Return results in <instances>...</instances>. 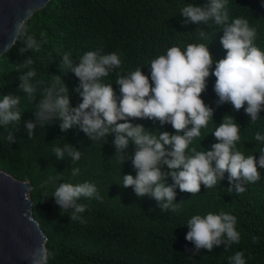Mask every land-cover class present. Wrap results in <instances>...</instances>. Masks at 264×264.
Returning a JSON list of instances; mask_svg holds the SVG:
<instances>
[{
  "label": "trees",
  "instance_id": "trees-1",
  "mask_svg": "<svg viewBox=\"0 0 264 264\" xmlns=\"http://www.w3.org/2000/svg\"><path fill=\"white\" fill-rule=\"evenodd\" d=\"M207 0H50L45 7L32 13L27 21L28 33L41 43L40 50L22 52L23 38L16 40L9 52L0 56V98L12 94L20 97L18 105L22 120L19 125L0 126V169L20 181L31 184L29 197L32 213L42 233L45 247L55 253L48 264H229L235 252L244 253L246 264H264V169L256 183L244 184L239 195L228 191L227 173L214 188L201 185L200 192L191 195L177 187L175 201L177 212L159 208L154 198L137 197L132 187H122V176L136 172L131 161L120 163L111 144L113 135L103 141L92 142L78 128L61 132L55 122L45 128L37 127L31 138L23 128V121L34 119L39 92L52 84V75L61 76L69 90L71 106L81 98L73 91L78 79L62 63L64 53H69L74 64L88 51L102 48L103 54L115 52L122 60L121 68L113 70L102 83L112 84L117 96L118 75H127L141 68L150 78L149 63L168 48L177 46L182 51L190 43L208 45L214 61L225 57L220 44L223 26L183 24L180 11L188 3L203 5ZM227 10L231 19L243 17L257 31L256 46L264 51V0H228ZM211 23V22H210ZM200 29L206 32L199 36ZM41 33H46L42 38ZM31 59L27 68H20L23 61ZM215 64H213V69ZM35 70L32 83L37 86L36 100L31 101L19 86V76ZM151 82V81H150ZM215 77L210 75L201 95L204 103L214 109L213 120L201 129V136L189 146L197 151L210 150L216 143L212 135L222 120L234 119L240 127L237 150L246 157L259 151L264 142L254 139L257 132L264 135V111L252 123L243 108L236 111L230 103L216 105ZM158 135V131L174 134L170 124L160 126L156 120L133 119ZM190 127V126H189ZM13 132L16 142L9 143L7 135ZM71 144L81 152L79 161L73 163L65 155L63 161L54 156L53 148ZM134 146L129 145L128 152ZM79 168L77 176L72 169ZM79 184L89 182L96 186L102 200L81 198L86 210L81 215L87 221L70 220L72 210L61 211L52 198L59 183ZM172 183L169 178L166 185ZM47 193V196H45ZM221 212L236 217V230L240 242L225 248L223 245L211 252L201 249L192 255L194 245L185 240L187 222L194 215ZM253 237L257 241L253 243Z\"/></svg>",
  "mask_w": 264,
  "mask_h": 264
},
{
  "label": "clouds",
  "instance_id": "clouds-1",
  "mask_svg": "<svg viewBox=\"0 0 264 264\" xmlns=\"http://www.w3.org/2000/svg\"><path fill=\"white\" fill-rule=\"evenodd\" d=\"M227 4L228 0H207L203 5L188 3L180 11L183 24L223 26L220 44L226 50L224 58L214 61L208 45L202 43H190L183 51L177 46L170 47L165 55L149 63L150 78L141 68L118 75L115 84L119 86V96L112 84L102 83L113 70L121 68L119 54H103L100 48L84 53L74 64L70 54L64 53L65 73L71 72L78 79L73 91L81 102L71 106L68 87L61 76L52 75V84L39 92L41 98L36 103L34 119L23 121L27 136L31 138L37 127L45 128L55 122H59L61 132L75 127L92 142L106 143V137L112 134L111 144L115 154L120 155V163L130 160L136 172L135 177L122 176V187H132L137 197L154 198L161 211L175 213L179 210V203L174 202L177 187L181 192L194 195L200 192L201 185L206 189L216 187L225 173L228 174V191L234 190L237 195L243 193L244 184L256 183L261 178L258 168L264 169V148L260 149L258 160L254 155L246 157L237 150L240 127L233 118L222 120L212 132L217 142L210 150L191 148L188 154L193 140L201 136V129L213 120L214 109L201 99L210 75L215 77L217 106L230 103L236 111L243 108L252 123L264 111V51L256 46L257 31L248 19L237 17L229 22ZM31 15L32 11L26 9L23 18L14 23L11 41L4 45L0 54L9 52L21 38L25 44L22 52H38L41 43L47 42L46 39L38 42L28 33L27 21ZM205 34L200 29L199 36ZM41 37H46V33H41ZM32 63L28 59L19 67L27 68ZM35 76L32 69L19 76L18 88L31 101H35L37 95V86L32 83ZM19 104L20 97L16 95L0 98V126L19 125L22 120ZM133 119L156 120L161 127L170 124L174 134L167 131L152 134L143 125L129 122ZM6 139L9 143L16 142L13 132ZM254 139L264 142V135L257 132ZM130 144L134 146L131 153L128 152ZM53 152L59 161H63L66 154L73 163L81 157V152L68 143L63 148L54 147ZM79 173V168L72 169L73 176ZM169 178L172 183L166 185ZM52 198L61 211L72 210L70 220L81 224L87 223L81 215L87 206L78 201L81 198L103 199L96 186L89 182L75 185L61 182ZM236 223L234 215L224 212L192 216L185 235V240L194 245L192 255H198L201 249L211 252L221 245L227 248L238 244L240 233ZM252 239L253 243L257 241V237ZM54 255L41 243L25 258L30 264H48L49 257ZM229 264H246L244 253L235 252L229 257Z\"/></svg>",
  "mask_w": 264,
  "mask_h": 264
},
{
  "label": "water",
  "instance_id": "water-1",
  "mask_svg": "<svg viewBox=\"0 0 264 264\" xmlns=\"http://www.w3.org/2000/svg\"><path fill=\"white\" fill-rule=\"evenodd\" d=\"M49 1L0 0V53L10 43L13 25L25 10L33 13ZM30 189L29 181L15 179L0 169V264H30L26 255L45 244V235L33 217Z\"/></svg>",
  "mask_w": 264,
  "mask_h": 264
}]
</instances>
